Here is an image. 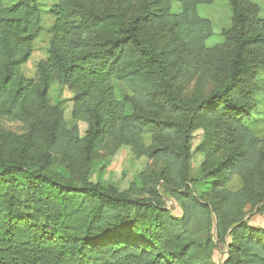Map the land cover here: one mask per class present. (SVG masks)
<instances>
[{"label": "trees", "instance_id": "1", "mask_svg": "<svg viewBox=\"0 0 264 264\" xmlns=\"http://www.w3.org/2000/svg\"><path fill=\"white\" fill-rule=\"evenodd\" d=\"M46 1L48 55L28 77L43 2L0 0V264H264V227L246 218L249 205L264 209V136L253 127L263 8L228 0L231 23L210 43L215 22L199 11L213 0ZM198 76L214 85L190 93ZM113 79L132 95L118 99ZM56 81L73 93L85 136L51 103ZM199 129L201 177L211 181L201 193L190 167ZM121 145L163 163L154 186L90 181L93 161ZM235 176L242 186L232 190ZM159 183L181 215L165 206ZM217 249H226L222 262Z\"/></svg>", "mask_w": 264, "mask_h": 264}, {"label": "rangeland", "instance_id": "2", "mask_svg": "<svg viewBox=\"0 0 264 264\" xmlns=\"http://www.w3.org/2000/svg\"><path fill=\"white\" fill-rule=\"evenodd\" d=\"M42 3L45 14V28L40 33L34 42V51L29 61L23 65V71L26 76L33 77L37 69V64L40 60L48 55L50 32L47 26L52 22L51 16L47 13L49 6L45 7L46 0H39ZM264 10V0H254ZM50 2V1H49ZM178 6V3H175ZM200 14L211 18L215 22V37L210 43L217 42L221 39L220 30L224 26L231 23L232 11L228 0H213L211 3H206L201 6ZM262 82L264 84V71ZM113 86L116 97L120 100L128 98L132 95L131 90L121 81L113 79ZM214 82L207 81L203 76H198L190 85V93H203L210 90ZM49 98L53 105L60 106L64 112L65 119L69 127L78 126L80 135L85 136L88 129V123L80 120H75L72 117L73 93L60 82L56 81L52 84L49 91ZM126 112L132 113L133 107L128 103ZM257 122L253 125L257 133L264 136V92L259 96V105L256 109ZM3 126L16 133H23L27 130V125L20 121H2ZM205 132L203 129L195 131L191 139L192 156L190 159L191 177L194 179L193 185L198 193L210 190V180L201 177V168L204 161V153L198 150L199 144L203 141ZM147 145L151 142V136H144ZM163 166L160 161H155L148 156L137 157L131 146L121 145L114 153L103 151L93 161L89 174V179L92 182L101 183L103 185L112 184L120 191L127 190L132 183L141 187L154 186L158 171ZM65 174L67 170L60 168ZM242 186V179L239 176L233 177L229 183V188L232 190L239 189ZM157 189L163 195L165 206L175 214L181 215L182 211L179 204L170 198L167 192L164 191L162 184L159 183ZM257 206H248L247 220L251 225L264 227V209L257 211ZM226 249H217L214 252V260L222 262L226 257Z\"/></svg>", "mask_w": 264, "mask_h": 264}]
</instances>
